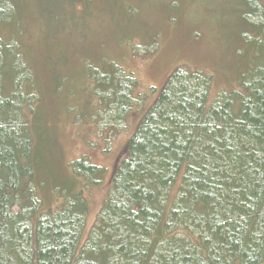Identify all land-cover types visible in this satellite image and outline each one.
<instances>
[{"label":"trees","instance_id":"16d2710c","mask_svg":"<svg viewBox=\"0 0 264 264\" xmlns=\"http://www.w3.org/2000/svg\"><path fill=\"white\" fill-rule=\"evenodd\" d=\"M92 1L67 12L79 19ZM189 2L168 1L173 21ZM26 3L0 0V264H264V0L203 3L215 30L227 26L224 69L173 71L86 237L87 192L105 171L85 157L65 163L44 102L83 74L102 105L95 116L104 108L120 127L135 113L138 81L106 57L81 62L85 53L66 46L78 33L40 28L49 58L40 71L69 62L45 93L37 55L20 40ZM135 10L121 19L132 23Z\"/></svg>","mask_w":264,"mask_h":264},{"label":"rangeland","instance_id":"374dc122","mask_svg":"<svg viewBox=\"0 0 264 264\" xmlns=\"http://www.w3.org/2000/svg\"><path fill=\"white\" fill-rule=\"evenodd\" d=\"M74 1L27 0L28 6L19 8L24 11L18 20L25 16L23 25L26 28L20 24L23 29L20 40L22 45L35 51L34 54L37 55V79L41 89L45 93L52 92V82L56 80L55 86L58 84L59 80L56 78L65 72L63 68L69 69V62H64L53 74L40 71L47 60L49 61L47 53L44 51L42 54L41 48L44 46L37 37L40 28L50 31L66 27L69 31L76 32L71 35L77 36L78 33L77 42L71 41L66 46L73 45L71 49L85 53L81 54V62L92 56L90 59H93L94 64H101L106 57L125 72L134 74L138 81L133 92L136 98L133 108L135 113L120 127L109 123L104 108L103 112L95 116L102 105L91 86L92 80L83 74L75 75L69 81L71 87L67 86L68 91L65 88L60 92L56 91L55 100L48 98L44 102L48 109H53V129L65 163L70 165L74 160L85 157L105 171L102 183L90 184L87 192L89 210L84 231L86 237L108 197L113 172L126 157L128 141L173 71L177 67H185L212 72L220 63L221 69H224L222 53L227 56L228 50L221 47V40L226 39L227 26L215 30V25L203 5L206 0L187 3L189 7L185 6L186 9L181 10L177 21H173L170 12L166 10L169 0H94L84 6V14L78 16L79 19L72 12H67ZM130 8L138 12L130 18L134 19L132 23L129 19L125 21L120 17L121 10L129 14ZM114 11L116 17L110 15ZM171 12L172 15L175 14ZM59 14L66 16L63 18ZM205 19H208V24ZM127 21L129 23L124 25ZM114 25L125 26V30L119 27L120 32ZM155 36V43L152 44ZM99 39L103 43H99ZM95 42L99 44L95 45ZM76 64L75 62V69H78L81 65ZM86 71L88 72V68ZM216 84L225 85L222 81Z\"/></svg>","mask_w":264,"mask_h":264}]
</instances>
